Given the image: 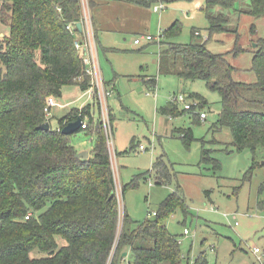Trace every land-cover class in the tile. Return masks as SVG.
Here are the masks:
<instances>
[{"label":"trees","instance_id":"16d2710c","mask_svg":"<svg viewBox=\"0 0 264 264\" xmlns=\"http://www.w3.org/2000/svg\"><path fill=\"white\" fill-rule=\"evenodd\" d=\"M132 1L147 8L153 4ZM202 1L199 11L207 21V40L216 33L236 34L232 26L241 15H264V0ZM237 2L241 6L235 9ZM0 10L5 16L0 22L8 27L0 36V264H118L125 248L131 250L134 264H183L179 243L164 224L175 209L186 212L182 194L168 195L158 213L140 223L123 211L119 230L114 173L101 124L91 115L94 107L87 103L72 108L57 120L55 129L50 127L51 117L45 116L46 99L61 98L65 86L74 85L82 93L90 88L84 54L75 49L76 37L68 29L81 21L80 0H0ZM180 30V24L173 23L163 30L158 45ZM195 32L199 31L193 30L191 36L199 37ZM204 44L170 46L180 55L181 69H174L173 61L174 68L168 70L160 58L159 73L179 81H201L219 95L216 127L230 130L233 150L226 148L227 153L264 148V37L257 40L251 58L248 71L255 77L251 83L234 80L237 69L226 54L210 53ZM237 47L242 49L239 43ZM143 82L153 90L156 79ZM189 99L198 103V110L209 106L199 94L192 93ZM159 112L172 117L187 113L200 120L195 108L179 112L175 102ZM77 118L87 122L75 133L85 131L95 139L86 159L78 158L71 135L61 133ZM44 123L49 130L38 128ZM180 135L192 139L190 129ZM200 163L211 164L215 171L220 168L205 148ZM254 167L255 163L250 171ZM153 172L156 184L170 183L172 174L161 157ZM136 186L133 180L122 194ZM193 264H208L205 254Z\"/></svg>","mask_w":264,"mask_h":264},{"label":"rangeland","instance_id":"374dc122","mask_svg":"<svg viewBox=\"0 0 264 264\" xmlns=\"http://www.w3.org/2000/svg\"><path fill=\"white\" fill-rule=\"evenodd\" d=\"M102 1L105 5L90 10V16L97 22L99 44L94 38L97 67L104 86L112 94L107 98L106 118L103 119L95 103L91 115L94 122L99 120L104 135V124L111 127L110 150L107 148L116 181L119 230L123 211L136 223L150 220L168 195L179 193L186 212L175 209L164 224L179 243L183 264L195 261L201 254H205L208 264H264V148L254 153L249 149L227 153L226 148L233 150L230 130L216 127L221 111L219 95L201 81H179L158 70L160 58L168 70L174 68L173 61H176L174 69H181L180 55L170 46L205 43L210 53L226 54V60L237 69L234 80L254 82L255 77L248 70L254 45L264 37V15H241L232 26H236V34L216 33L207 40V21L199 11L202 0H169L161 15L136 6L132 0ZM240 6L241 2H237L234 8ZM3 16L0 10V20ZM173 23H179L181 30L164 44L141 41L140 45H134L135 38L157 37L159 29L163 31ZM193 30L199 31L200 36L192 37ZM7 31L8 27L0 22V36ZM236 43L242 49L235 48ZM243 49L245 52L233 57V53H241ZM145 76L156 79L154 92L143 85L141 79ZM181 93L185 97L199 94L206 100L209 106L205 110H195L206 115L204 120L194 121L187 113L172 117L159 112L174 95ZM82 94L74 85L63 88L56 102L70 105L51 108L52 129L72 108L81 109L92 103L88 93L79 98ZM176 106L179 112L183 110L182 103ZM187 129L191 130V140L180 135L181 130ZM69 141L78 153L88 155L95 144L93 135L85 131L71 135ZM139 145L144 147L143 151L138 150ZM202 148L209 150L219 163L218 170H213L211 164L200 163ZM160 157L172 174L166 185L155 183L153 167ZM253 163L255 167L250 171ZM133 180L137 186L122 194V188ZM255 247L260 249L257 255L253 253ZM123 253L118 264H134L131 250L125 248Z\"/></svg>","mask_w":264,"mask_h":264},{"label":"built area","instance_id":"2783aa9c","mask_svg":"<svg viewBox=\"0 0 264 264\" xmlns=\"http://www.w3.org/2000/svg\"><path fill=\"white\" fill-rule=\"evenodd\" d=\"M81 6H82V18H81V25H82V31L85 32L86 36L90 37L92 35V21L89 15V10L87 7V2L86 0H80ZM166 5H167V0H153V4L151 6V9L153 12L162 14L166 10ZM68 29L74 33L76 40L74 42V47L76 50L82 51L84 56H83V64L85 66V73L89 76L90 78V88L84 92L88 93L92 103H95L96 105L98 104V107L101 109V115L104 118H106L107 115V98L111 97L112 90L104 86L101 73L97 67L96 61L93 59V54L92 51L89 47V41H87V38H80L79 33L76 31V26H68ZM81 31V33H82ZM158 36L153 37L151 35H141L139 38H135L133 43L134 45H140L141 41H146V42H155V43H160L162 41V34L163 31L161 29L158 30ZM200 35L199 32H195V35ZM170 102H175V103H182L183 104V109L185 110H190L192 108L197 109L198 103L196 101H193L189 99L188 97H185V94H177L174 95L171 99ZM57 102L54 98L49 97L46 99V105L44 107V113L46 118L48 119L50 117V110L51 108L57 106ZM199 116L200 120H204L206 118V115L203 112L197 113ZM86 125V120L81 122V128H85ZM104 127L106 128L105 130V137H106V143L107 147L110 150L111 146V127L110 125L104 124ZM139 151H143L144 147L139 145L138 146ZM110 161H111V155H110ZM112 164V161H111ZM115 179V176H114ZM116 185V181H115ZM115 194H116V186H115ZM156 213H152V216H155ZM26 219L28 216L25 217ZM184 235L188 234L187 230H184L183 232ZM253 253L257 255L260 253V249L255 247L253 249ZM188 264H193V262H188Z\"/></svg>","mask_w":264,"mask_h":264},{"label":"crops","instance_id":"0c3cea01","mask_svg":"<svg viewBox=\"0 0 264 264\" xmlns=\"http://www.w3.org/2000/svg\"><path fill=\"white\" fill-rule=\"evenodd\" d=\"M168 1L169 0H167V3H168ZM86 2H87V7H88V10H89V15H90V10H92L93 8H101V7H103L105 4H104V1H102V0H86ZM89 3L91 4V8L89 7ZM132 3L133 4H135L136 6H139V7H143V6H140V5H138V4H136V3H134L133 1H132ZM81 8H82V6H81ZM143 8H145V7H143ZM151 9V8H150ZM133 12V11H132ZM153 12V11H152ZM153 13H155V12H153ZM158 14V13H157ZM159 15H161V14H159ZM90 18H91V21H92V27H93V29L95 30V35H94V33L92 32V35L90 36V37H88V36H86V34H85V32H83L82 31V33H79V36H80V38L82 39V38H87V41H89V47H90V49H91V51H92V54H93V59L96 61V63H97V60H98V53H97V51H96V43L94 42V38L97 40V43L99 44V42H98V37H97V33H96V31H97V29H96V24H97V22L90 16ZM160 21V20H159ZM93 31V30H92ZM135 46H137V45H135ZM110 50V49H109ZM143 79H141V81H142V83H143V85H144V80L145 79H149V78H151L150 76H145V77H142ZM154 78V77H153ZM146 88V87H145ZM147 89V88H146ZM155 89H156V83H155V85H154V88H153V90L151 89V90H149V91H155ZM84 94L85 93H83L79 98H82L83 96H84ZM70 104L69 103H66V104H59L58 105V107L59 108H64L65 106H69Z\"/></svg>","mask_w":264,"mask_h":264},{"label":"water","instance_id":"95a60500","mask_svg":"<svg viewBox=\"0 0 264 264\" xmlns=\"http://www.w3.org/2000/svg\"><path fill=\"white\" fill-rule=\"evenodd\" d=\"M76 28H77V31L81 33L82 31V25L80 22L76 23ZM254 47H256V45H254ZM81 126V119L80 118H77L75 121H72V122H69L68 124H66L62 129H61V133L63 135H66V136H69V135H72L74 134ZM39 129L41 130H49V124L48 123H44L42 125H40L38 127ZM78 158L80 159H86L88 158V152H82V153H78ZM125 254L123 253V256Z\"/></svg>","mask_w":264,"mask_h":264}]
</instances>
